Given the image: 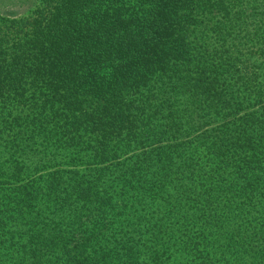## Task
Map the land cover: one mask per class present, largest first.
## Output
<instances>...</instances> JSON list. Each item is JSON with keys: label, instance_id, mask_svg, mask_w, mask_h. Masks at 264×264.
Listing matches in <instances>:
<instances>
[{"label": "trees", "instance_id": "trees-1", "mask_svg": "<svg viewBox=\"0 0 264 264\" xmlns=\"http://www.w3.org/2000/svg\"><path fill=\"white\" fill-rule=\"evenodd\" d=\"M0 264H264V0L0 16Z\"/></svg>", "mask_w": 264, "mask_h": 264}, {"label": "rangeland", "instance_id": "rangeland-1", "mask_svg": "<svg viewBox=\"0 0 264 264\" xmlns=\"http://www.w3.org/2000/svg\"><path fill=\"white\" fill-rule=\"evenodd\" d=\"M37 5V0H0V16L5 19L18 20L30 15Z\"/></svg>", "mask_w": 264, "mask_h": 264}]
</instances>
